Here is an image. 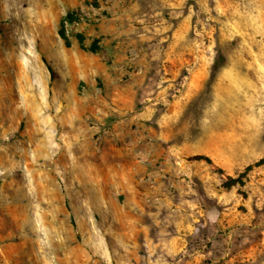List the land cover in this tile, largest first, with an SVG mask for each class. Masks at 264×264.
I'll return each instance as SVG.
<instances>
[{"label": "rangeland", "instance_id": "1", "mask_svg": "<svg viewBox=\"0 0 264 264\" xmlns=\"http://www.w3.org/2000/svg\"><path fill=\"white\" fill-rule=\"evenodd\" d=\"M0 264H264V0H0Z\"/></svg>", "mask_w": 264, "mask_h": 264}, {"label": "trees", "instance_id": "2", "mask_svg": "<svg viewBox=\"0 0 264 264\" xmlns=\"http://www.w3.org/2000/svg\"><path fill=\"white\" fill-rule=\"evenodd\" d=\"M59 35L61 36V38H63V39L65 40V43H66L67 45L70 44V42H69V38H68V36H67V34H66L65 21H64V20L61 21V27H60V29H59Z\"/></svg>", "mask_w": 264, "mask_h": 264}]
</instances>
